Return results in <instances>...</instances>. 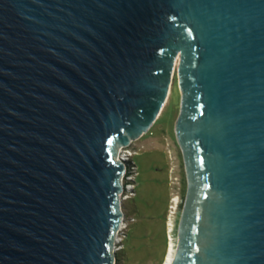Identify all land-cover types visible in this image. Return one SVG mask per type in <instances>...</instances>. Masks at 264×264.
I'll list each match as a JSON object with an SVG mask.
<instances>
[{
	"label": "water",
	"instance_id": "water-1",
	"mask_svg": "<svg viewBox=\"0 0 264 264\" xmlns=\"http://www.w3.org/2000/svg\"><path fill=\"white\" fill-rule=\"evenodd\" d=\"M177 57L172 264H264V0H0V264H113Z\"/></svg>",
	"mask_w": 264,
	"mask_h": 264
},
{
	"label": "rangeland",
	"instance_id": "rangeland-1",
	"mask_svg": "<svg viewBox=\"0 0 264 264\" xmlns=\"http://www.w3.org/2000/svg\"><path fill=\"white\" fill-rule=\"evenodd\" d=\"M177 64L178 57L165 101L150 128L120 148V153L133 156L137 172L135 190L123 204L127 232L124 247L117 252L116 264H163L167 247L166 213L173 193L180 198L175 226L176 242L178 239L188 180L175 129L182 100Z\"/></svg>",
	"mask_w": 264,
	"mask_h": 264
},
{
	"label": "built area",
	"instance_id": "built-area-1",
	"mask_svg": "<svg viewBox=\"0 0 264 264\" xmlns=\"http://www.w3.org/2000/svg\"><path fill=\"white\" fill-rule=\"evenodd\" d=\"M118 159H122L124 163V173L120 177L121 191L119 196V201L124 204V201L131 197L130 192L135 190V174L137 172V167L133 156H128L126 153L118 152ZM126 161V162H125ZM179 202L180 198L177 193H173L170 196L167 213H166V235H167V243L169 240L176 241L175 238V226L177 223V216L179 213ZM124 207V206H123ZM122 207V209H123ZM124 211V210H123ZM127 217L125 216V212L122 215L120 225L115 231L114 241L112 244V253L114 255V262L116 264L117 261V252L124 247V238L127 232Z\"/></svg>",
	"mask_w": 264,
	"mask_h": 264
},
{
	"label": "bare ground",
	"instance_id": "bare-ground-1",
	"mask_svg": "<svg viewBox=\"0 0 264 264\" xmlns=\"http://www.w3.org/2000/svg\"><path fill=\"white\" fill-rule=\"evenodd\" d=\"M117 157V156H116ZM118 159V157H117ZM177 242L174 240H169L166 247V252L164 255L163 264H172L176 252Z\"/></svg>",
	"mask_w": 264,
	"mask_h": 264
}]
</instances>
